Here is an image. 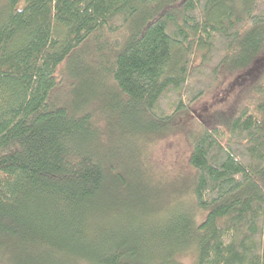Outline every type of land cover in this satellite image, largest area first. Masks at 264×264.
I'll return each instance as SVG.
<instances>
[{"label":"trees","instance_id":"trees-1","mask_svg":"<svg viewBox=\"0 0 264 264\" xmlns=\"http://www.w3.org/2000/svg\"><path fill=\"white\" fill-rule=\"evenodd\" d=\"M188 252L264 264V0H2L0 264Z\"/></svg>","mask_w":264,"mask_h":264},{"label":"rangeland","instance_id":"rangeland-1","mask_svg":"<svg viewBox=\"0 0 264 264\" xmlns=\"http://www.w3.org/2000/svg\"><path fill=\"white\" fill-rule=\"evenodd\" d=\"M183 147V141L177 137L161 140L152 151L151 161L156 168L155 170L159 173L169 174L178 161ZM185 199L189 200V196L185 197ZM193 257V253L188 252L181 256V261L183 264H192Z\"/></svg>","mask_w":264,"mask_h":264}]
</instances>
